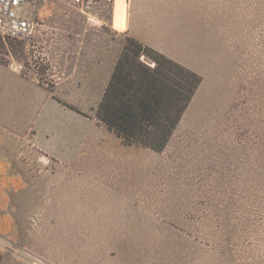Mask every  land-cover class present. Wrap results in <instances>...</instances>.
<instances>
[{
    "label": "rangeland",
    "instance_id": "1",
    "mask_svg": "<svg viewBox=\"0 0 264 264\" xmlns=\"http://www.w3.org/2000/svg\"><path fill=\"white\" fill-rule=\"evenodd\" d=\"M39 0L0 36V133L27 192L0 264H264V0ZM127 33L201 77L162 152L95 118ZM13 199V198H12Z\"/></svg>",
    "mask_w": 264,
    "mask_h": 264
},
{
    "label": "trees",
    "instance_id": "2",
    "mask_svg": "<svg viewBox=\"0 0 264 264\" xmlns=\"http://www.w3.org/2000/svg\"><path fill=\"white\" fill-rule=\"evenodd\" d=\"M121 37L95 118L123 145L162 152L201 77L127 33Z\"/></svg>",
    "mask_w": 264,
    "mask_h": 264
},
{
    "label": "crops",
    "instance_id": "3",
    "mask_svg": "<svg viewBox=\"0 0 264 264\" xmlns=\"http://www.w3.org/2000/svg\"><path fill=\"white\" fill-rule=\"evenodd\" d=\"M115 1L118 0H113L111 28L117 32H125L128 28L127 0H124L125 9L122 11V19L115 17ZM115 20L126 23L125 30L121 31L118 25L115 26ZM10 142L9 135L0 133V248L7 249L14 244L13 241H16L17 235L20 233L15 215L16 209L19 208L16 198L23 196L29 185L24 173L14 161V158L16 159L13 154L14 147Z\"/></svg>",
    "mask_w": 264,
    "mask_h": 264
},
{
    "label": "built area",
    "instance_id": "4",
    "mask_svg": "<svg viewBox=\"0 0 264 264\" xmlns=\"http://www.w3.org/2000/svg\"><path fill=\"white\" fill-rule=\"evenodd\" d=\"M39 0H0V36L15 41H25L33 32L34 4ZM79 3L80 0H75Z\"/></svg>",
    "mask_w": 264,
    "mask_h": 264
},
{
    "label": "bare ground",
    "instance_id": "5",
    "mask_svg": "<svg viewBox=\"0 0 264 264\" xmlns=\"http://www.w3.org/2000/svg\"><path fill=\"white\" fill-rule=\"evenodd\" d=\"M124 0H118V1H115V17L116 18H121L122 16V11L125 9L124 8ZM124 14V12H123ZM124 18V16H123ZM119 26V28L122 30H125V26H126V23L124 22H121L120 20H115V26ZM116 28V27H115Z\"/></svg>",
    "mask_w": 264,
    "mask_h": 264
}]
</instances>
